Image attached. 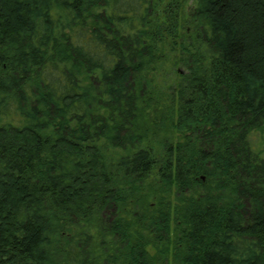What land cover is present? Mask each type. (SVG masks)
<instances>
[{"label": "trees", "instance_id": "obj_1", "mask_svg": "<svg viewBox=\"0 0 264 264\" xmlns=\"http://www.w3.org/2000/svg\"><path fill=\"white\" fill-rule=\"evenodd\" d=\"M192 2L0 0V264H264V0Z\"/></svg>", "mask_w": 264, "mask_h": 264}, {"label": "rangeland", "instance_id": "obj_2", "mask_svg": "<svg viewBox=\"0 0 264 264\" xmlns=\"http://www.w3.org/2000/svg\"><path fill=\"white\" fill-rule=\"evenodd\" d=\"M183 2H184V9L186 7H190L191 6V3H193L192 0H183ZM181 12H182V10L180 11V13ZM186 32L187 33L191 32V27L189 25L186 26ZM173 69L174 70H177L179 73H184V71H185V69H183L180 64L177 65V66H175ZM162 70L163 71L161 72V74H159V71L157 72V75L159 74L158 75L159 78L157 77V80L156 81H158L159 83H163L165 81L168 82L169 77H170V76L167 75V71L169 72L168 66L164 64V67H163ZM147 99H148V102H149V98H147ZM148 108H149L148 115L147 114L146 115H147V117L149 116V118L151 119V115H150V104L148 105ZM163 111L161 112V109L156 110L155 114L152 115L153 119H157L158 117L160 119V117H162L164 115L163 114ZM149 123H150L149 125L151 126V121ZM166 127H167V125L166 124L164 125V122L161 121L159 123V127H156V129L160 130L159 133H156L155 136H151V137L154 140H159V141H163V142L164 141L167 142L168 141L167 139L172 140L173 139L172 138L173 136H171L170 131L168 130V128L166 129ZM151 131H152V128H151ZM153 139H151L152 142H153ZM249 140H250V144H252L253 149L256 150V151L257 150H260L261 155L264 157V125L262 126V128L256 129L255 131H252L251 132V135L249 137ZM200 177L203 180V178H204L203 175L200 176ZM148 202H151L152 203L151 199H148ZM136 208H140L141 209L142 208V205H139Z\"/></svg>", "mask_w": 264, "mask_h": 264}]
</instances>
